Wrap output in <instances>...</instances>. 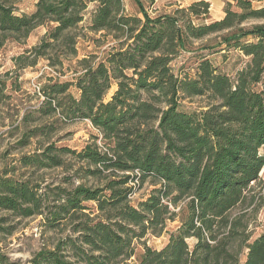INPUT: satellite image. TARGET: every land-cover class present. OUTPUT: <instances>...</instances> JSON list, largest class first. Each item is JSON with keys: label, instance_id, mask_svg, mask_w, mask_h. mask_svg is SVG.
<instances>
[{"label": "clouds", "instance_id": "obj_1", "mask_svg": "<svg viewBox=\"0 0 264 264\" xmlns=\"http://www.w3.org/2000/svg\"><path fill=\"white\" fill-rule=\"evenodd\" d=\"M0 264H264V0H0Z\"/></svg>", "mask_w": 264, "mask_h": 264}]
</instances>
